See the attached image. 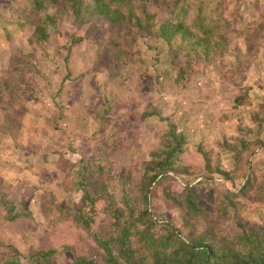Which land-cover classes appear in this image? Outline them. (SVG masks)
<instances>
[{
    "label": "rangeland",
    "instance_id": "374dc122",
    "mask_svg": "<svg viewBox=\"0 0 264 264\" xmlns=\"http://www.w3.org/2000/svg\"><path fill=\"white\" fill-rule=\"evenodd\" d=\"M31 1L0 2V184L10 178L4 195L15 194V216L21 201L27 208L0 230L14 246L0 248V258L109 264L103 244L118 234L115 216L123 213L122 222L144 208L143 177L165 159L173 137L182 152L150 187L151 219L184 237L192 230L218 240L264 228V0H205L223 47L187 75L185 57L161 38L93 16L58 15L37 45L44 15ZM196 4L187 5L186 21ZM10 110L21 116L15 124ZM191 191L201 208L195 218L183 207ZM86 194L103 201L92 210Z\"/></svg>",
    "mask_w": 264,
    "mask_h": 264
},
{
    "label": "trees",
    "instance_id": "16d2710c",
    "mask_svg": "<svg viewBox=\"0 0 264 264\" xmlns=\"http://www.w3.org/2000/svg\"><path fill=\"white\" fill-rule=\"evenodd\" d=\"M31 2H33L32 10L44 15L36 23L33 36L35 43L40 46L47 41L50 35L49 28L54 26L57 16L71 12L80 19L89 21L87 17L90 16H93L92 19L102 18L111 24H124L130 29L139 30L144 36L161 38L173 51L175 57L180 54V57H185L186 64L182 73L185 75L187 72L190 73L192 66L210 60L214 53L223 47L224 33H217L204 16L205 2H208L205 0H32ZM192 2L197 4L194 16L188 22L185 19L186 7ZM210 2L217 3L220 0ZM54 6L57 10L52 15L49 11ZM218 6L219 4H215L216 9L219 8ZM158 11H166L163 13L167 16L161 17L157 14ZM215 15L221 22L219 13L216 12ZM87 21L79 20L77 24H88ZM43 50L44 47H41L38 51ZM16 69L18 68L13 66L11 71ZM6 87L8 88L9 85L7 84ZM5 103L8 105L6 101ZM11 117L15 119L12 124H15L21 116L17 117L15 112L10 110L8 119ZM4 130L7 133V129ZM172 140L175 141L174 144L170 142L166 144L167 151L163 157L165 159L153 164L161 171L158 170L153 174L152 170L155 166H150L143 177L139 202L144 208L139 210V214L135 217L129 213L127 219L122 222L123 213L115 216L114 225L118 234L111 236L107 242L104 241V250L107 254L105 262L109 264H264V228L262 227L255 226L252 230H242L232 238L218 240L204 233L195 235L192 230L184 237L171 223H159L151 219L146 208L150 187L161 175L167 173V164L171 163L170 160L175 159L182 152L178 139L173 137ZM245 148L246 145L242 144L241 149ZM64 166H68V163H64ZM242 189L245 191L248 186L244 185ZM84 200L92 210L94 205L103 201L100 197L92 198L89 194L85 195ZM183 207L190 217L199 216L201 208L193 191L185 196ZM91 217H88L89 222L92 220ZM113 251H116V254ZM35 260L42 262L41 256L38 259L35 257ZM37 261L34 263L36 264ZM79 261L82 264H93L84 259Z\"/></svg>",
    "mask_w": 264,
    "mask_h": 264
},
{
    "label": "crops",
    "instance_id": "0c3cea01",
    "mask_svg": "<svg viewBox=\"0 0 264 264\" xmlns=\"http://www.w3.org/2000/svg\"><path fill=\"white\" fill-rule=\"evenodd\" d=\"M0 2H4V0L3 1L0 0ZM24 118L29 119V116L26 117V115H25ZM7 137H9V139H10V134H8ZM4 142L9 143L8 141H4ZM245 145H246V148L244 150L246 152L248 150L249 146H247V143H245ZM1 155L4 156V153L1 152ZM61 163L64 165V163H70V161H68L66 159V160H62ZM9 183H11L10 178H6L5 181H4V184H0V191L1 190L3 191V192H0V230L1 229H3V230L9 229L11 227L10 226L11 224H12V226L16 225V222H12V221L13 220H17V222H19L20 220L23 219L19 215L22 214V213L27 214V211H26L27 208L24 211V208L26 206V205L23 206L24 203H25V200H24V201H21L23 203V205H22V207L19 210V215L15 216L16 212H14L12 210V206L14 205V201H12V197H14L15 194L12 193L11 196L8 195V196H6V198H5V195H4V193L8 194L10 192ZM22 199H25V198L22 197ZM10 242H12V240H10V241H8L7 239L3 240L0 237V248H3V251H6L8 249H13L14 250V246L11 245ZM0 264H16V262L14 260V257L6 256V257L0 258Z\"/></svg>",
    "mask_w": 264,
    "mask_h": 264
}]
</instances>
